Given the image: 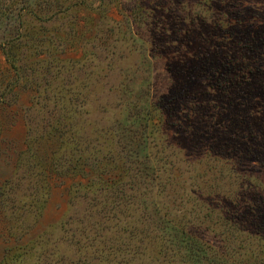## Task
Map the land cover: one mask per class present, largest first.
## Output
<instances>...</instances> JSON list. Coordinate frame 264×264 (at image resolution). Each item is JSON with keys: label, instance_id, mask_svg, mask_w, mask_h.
<instances>
[{"label": "rangeland", "instance_id": "374dc122", "mask_svg": "<svg viewBox=\"0 0 264 264\" xmlns=\"http://www.w3.org/2000/svg\"><path fill=\"white\" fill-rule=\"evenodd\" d=\"M0 264H264V0H0Z\"/></svg>", "mask_w": 264, "mask_h": 264}, {"label": "trees", "instance_id": "16d2710c", "mask_svg": "<svg viewBox=\"0 0 264 264\" xmlns=\"http://www.w3.org/2000/svg\"><path fill=\"white\" fill-rule=\"evenodd\" d=\"M39 5H40V4H36V6H38V7H39ZM5 9H6V8H5ZM30 15H32V13H30ZM34 16H35V15H34ZM224 161H225V163H228V162H229L228 164H229L230 166H232V165H233V162H232V161H230V160H229V159H227V158H225V160H224ZM225 163H224V164H225Z\"/></svg>", "mask_w": 264, "mask_h": 264}]
</instances>
